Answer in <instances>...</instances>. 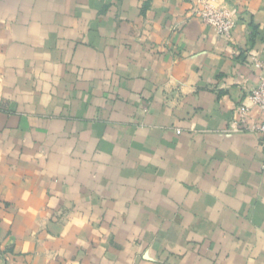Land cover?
I'll return each mask as SVG.
<instances>
[{"label":"crops","instance_id":"crops-1","mask_svg":"<svg viewBox=\"0 0 264 264\" xmlns=\"http://www.w3.org/2000/svg\"><path fill=\"white\" fill-rule=\"evenodd\" d=\"M210 1L0 0V264H264V0Z\"/></svg>","mask_w":264,"mask_h":264},{"label":"built area","instance_id":"built-area-1","mask_svg":"<svg viewBox=\"0 0 264 264\" xmlns=\"http://www.w3.org/2000/svg\"><path fill=\"white\" fill-rule=\"evenodd\" d=\"M214 1L201 3L202 8L198 12V17L204 25L212 28L217 35H229L238 20L237 10L234 7H218L214 4ZM254 66L260 69L263 75L259 84L248 93L247 98L251 105L257 107L263 114V121L253 130L264 137V66L257 60H254ZM235 114L239 122L244 123L248 115V108L244 105H238Z\"/></svg>","mask_w":264,"mask_h":264}]
</instances>
